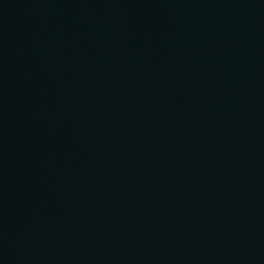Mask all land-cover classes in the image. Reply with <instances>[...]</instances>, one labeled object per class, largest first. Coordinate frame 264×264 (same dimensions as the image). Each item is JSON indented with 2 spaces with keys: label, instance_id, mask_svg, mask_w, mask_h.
Returning a JSON list of instances; mask_svg holds the SVG:
<instances>
[{
  "label": "water",
  "instance_id": "95a60500",
  "mask_svg": "<svg viewBox=\"0 0 264 264\" xmlns=\"http://www.w3.org/2000/svg\"><path fill=\"white\" fill-rule=\"evenodd\" d=\"M217 264H264V0H146Z\"/></svg>",
  "mask_w": 264,
  "mask_h": 264
}]
</instances>
